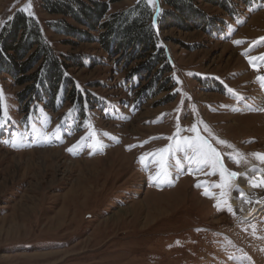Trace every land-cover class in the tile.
Instances as JSON below:
<instances>
[{
    "label": "rangeland",
    "instance_id": "obj_1",
    "mask_svg": "<svg viewBox=\"0 0 264 264\" xmlns=\"http://www.w3.org/2000/svg\"><path fill=\"white\" fill-rule=\"evenodd\" d=\"M98 1L109 16L139 0ZM41 2L0 0V32L20 10L65 60L55 100L21 101L27 84L0 70V264H264V210L245 218L235 201L238 177L264 171V61H249L264 54V0H195L173 26V9L148 2L166 54L155 69L141 58L155 51L55 29L64 17ZM197 135L223 167L185 150ZM225 169L240 175L217 187Z\"/></svg>",
    "mask_w": 264,
    "mask_h": 264
},
{
    "label": "trees",
    "instance_id": "obj_2",
    "mask_svg": "<svg viewBox=\"0 0 264 264\" xmlns=\"http://www.w3.org/2000/svg\"><path fill=\"white\" fill-rule=\"evenodd\" d=\"M41 1L45 11L64 17L53 23L55 29H62L68 35L81 36L84 34L89 37H91V31H103L96 39L102 43L105 49L112 50L115 47L118 52L123 48L138 54L155 51L150 56L145 53L141 55V58L147 57L145 66L149 69H155V62L158 59L166 60L164 49L157 45L158 34L154 10L145 0H139L130 8L109 16H107L108 2L98 0ZM162 1L165 6L175 11L174 14L165 17L171 18L169 26L176 25L177 21L172 20L177 15L180 21H186V19L192 18L190 13H197L195 0ZM68 18L85 26L87 30L75 27L68 22ZM167 19L161 18L160 20L163 22ZM38 62H40L38 68L31 74H27ZM64 63L65 60H62L46 41L41 26L34 17L19 10L2 28L0 32V70H9L15 75L18 84H27L21 94V101L27 97L33 100L43 89H49L50 100H55L53 94L56 91L52 92L51 88L57 89L58 85L65 82ZM165 67L167 71L171 69L169 63H166ZM73 91L75 92L74 87Z\"/></svg>",
    "mask_w": 264,
    "mask_h": 264
},
{
    "label": "snow or ice",
    "instance_id": "obj_3",
    "mask_svg": "<svg viewBox=\"0 0 264 264\" xmlns=\"http://www.w3.org/2000/svg\"><path fill=\"white\" fill-rule=\"evenodd\" d=\"M149 3H152L153 0H148ZM30 7V5H29ZM25 11H27V9H24ZM261 41H264V37L260 38ZM235 43L239 44L242 43V41H235ZM255 43V42H254ZM256 59H260L261 61H264V54H262L259 58L256 57H250L249 61L250 63ZM253 67H256V64L253 63ZM264 79V78H262ZM3 93H2V89H0V97H2ZM193 131H196V129L194 128ZM5 143H10L13 147L16 146L15 143V138L12 140H8V141H4ZM221 143H226L225 141H221ZM184 146H185V150L187 151L188 149H190L195 155L196 157H198L197 162L201 163V164H205V165H213L215 166L216 164H221V166L223 167L222 164V157H221V153L217 151V149L215 147L212 146V144H210L207 140H202L201 137L199 135H197L196 139L193 140L192 138H185L184 139ZM129 147H134V146H129ZM72 149H69V151H71ZM256 157H258L261 162H264V153H255L254 154ZM142 161L145 159V157H141L140 158ZM237 163H239V159L236 160ZM225 171H227L225 169ZM222 175H224V173H221ZM240 174L234 171H227V179L225 180L224 184L222 185H217V187H222V188H226L230 186V182H231V178L233 177H238ZM152 179L154 180H158L160 179V174L158 173L157 176L152 177ZM259 181V182H258ZM251 185L253 187H264V177H259V178H254L250 181ZM199 186V185H197ZM209 193L206 191L205 195H208ZM222 195H224V193H222ZM240 198L245 200L246 203H251L252 201L248 200V198L246 197V195L241 191L240 192ZM259 202V201H257Z\"/></svg>",
    "mask_w": 264,
    "mask_h": 264
},
{
    "label": "bare ground",
    "instance_id": "obj_4",
    "mask_svg": "<svg viewBox=\"0 0 264 264\" xmlns=\"http://www.w3.org/2000/svg\"><path fill=\"white\" fill-rule=\"evenodd\" d=\"M49 153H51L53 155V154H57L58 152H56V151L55 152L50 151ZM259 177H264V171H263V174H262L261 171L255 172L254 174H252L251 176H249L247 179H245L244 177L241 178V176L238 177L239 183L240 184H243L246 187L244 189V191H246V193H244V194L246 195V197L250 201H252L253 198H254V196H255V194L258 193L257 192L258 191V189H257L258 187H253L251 185L250 181L252 179H254V178H259ZM235 201H236V204H239V206L242 208V216H244L245 218L254 217L260 211H263L264 210V191L262 192V195L257 200L259 202L252 201L251 203H246L245 200H243V199L240 198V196H238L237 198H235Z\"/></svg>",
    "mask_w": 264,
    "mask_h": 264
}]
</instances>
